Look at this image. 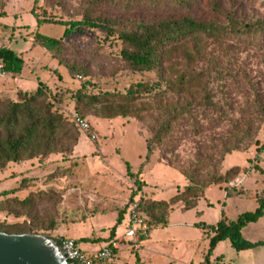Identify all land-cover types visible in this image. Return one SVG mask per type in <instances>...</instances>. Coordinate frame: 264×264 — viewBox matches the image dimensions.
Here are the masks:
<instances>
[{"label": "rangeland", "instance_id": "obj_1", "mask_svg": "<svg viewBox=\"0 0 264 264\" xmlns=\"http://www.w3.org/2000/svg\"><path fill=\"white\" fill-rule=\"evenodd\" d=\"M215 2L223 12H234L240 21L264 20V0H197L193 7L183 9L163 7L155 1L0 0V48L12 49L24 61L20 74L0 77V96L16 100L19 91L29 92L41 84L49 89L53 106L67 116L73 111L74 97L79 91L89 95L124 94L133 84L152 82L156 79L153 72L131 71L122 61L119 33L130 30L134 21L152 23L170 16L222 21L224 17L212 7ZM35 17L61 23L84 18L96 22L105 19L110 32L103 28L79 27L64 36L65 26L50 23L37 27ZM35 33L62 39L61 51L46 50L34 40ZM227 43L232 48L210 43L208 56L212 54L221 60L226 54L225 60L229 61L222 62L220 69L226 68L232 60V73L241 68L246 76L241 73L240 76L251 86L249 89L243 84L229 86L226 91L217 81L211 85L217 95L215 102L221 106L229 103L230 109L224 107L222 125L213 132L206 131V127L196 137L188 136L177 143L174 154L168 156L174 165L186 166L193 162L199 146L196 142L210 141L212 135L221 138L234 130L243 122L241 111L255 105V93L258 92L264 101V43L259 41L252 46ZM87 112L85 119L90 131L88 134L78 132L79 142L71 153L11 163L0 171V194L12 191L0 197V226L24 227L29 225V215H51L57 222L55 230L40 234L56 239H100L108 236L120 212L125 213L131 203L141 200L147 206L149 200L169 201L176 189L186 183L177 171L166 165L158 151L146 159L145 140L149 136L146 126L131 117L103 119L94 116L101 114L99 109L97 113L90 109ZM263 127L264 122L255 136L257 145L233 152L224 159L221 169L239 166L244 170L229 184L218 186L221 190L229 186L237 192L235 197L225 199L223 192L212 186L206 194L212 206H207L205 199H200L187 211H181L180 205L172 206L168 224L165 227L152 225L148 238L138 247L130 239L124 240L118 264H201L208 240L195 224L214 225L221 218V211L227 221H233L241 213L257 207L256 197L264 189V174L255 169L264 171ZM185 130L191 134L188 127ZM39 191L47 193V197L31 210L20 209L10 203L11 200L4 199L16 196L21 200ZM119 228L122 235L124 225ZM242 237L250 242L262 240L264 216L248 224L242 230ZM84 243H98L95 248L105 244L98 240ZM219 255L223 256L225 264H264L263 247L237 252L228 241H223L211 256L213 264L221 263L215 260ZM114 260L101 264H115Z\"/></svg>", "mask_w": 264, "mask_h": 264}, {"label": "trees", "instance_id": "obj_2", "mask_svg": "<svg viewBox=\"0 0 264 264\" xmlns=\"http://www.w3.org/2000/svg\"><path fill=\"white\" fill-rule=\"evenodd\" d=\"M134 1L144 3L155 1L160 6L178 9L191 8L197 3V0ZM212 7L224 17L222 21L219 18L203 21L188 16H170L163 21L152 23L134 21L130 30L119 33L118 37L123 46L121 59L129 70L139 73L153 72L156 79L152 82L133 84L124 94L89 95L79 91L74 97L73 112L86 122L85 116L89 114L87 110L97 113L99 109L101 114L94 116L103 119L131 117L146 126L149 132L145 140L146 159L158 151L166 165L177 171L186 181V185L178 188L169 201L149 200L147 206H144L141 200H136L139 212L150 218L149 220L147 217L150 229L153 228L152 225L165 227L168 224L172 206L180 205L181 211L191 210L197 201L204 198L207 188L232 182L244 170L239 166L221 169L225 157L258 144L255 136L264 122V101L257 92L255 105L241 111L243 122L238 123L234 130L228 131V135H222L221 138L212 135L210 141L196 142L199 146L193 162L186 166H177L168 158L174 154L178 147L177 143L183 139L188 136L196 137L203 133L206 127V131L213 132L222 125L224 107L230 109L228 107L230 105L225 102L221 106L215 102L217 95L211 87L215 81L226 91L229 86L237 87L243 84L248 89L251 86L249 81L243 80L240 76V73L246 76V72L241 68L232 73L230 68L233 65L232 60L226 64V68L220 69V64L229 60H225L226 54L221 60L212 54L208 56V45L226 44L228 49L232 48V45L227 42L239 46H252L259 41L264 43V20L252 23L240 21L234 12H223L216 2ZM35 20L37 27L50 23L65 26L64 36L73 28L79 27L103 28L110 32V28L104 23L105 19L96 22L84 18L81 21L66 23L40 20L37 17ZM34 40L50 52L61 51L62 39L35 33ZM205 65H208V68L205 69ZM23 66L24 61L20 54L8 47L0 48V73L18 75ZM48 91V88L38 84L32 91H19L16 100L0 96V171L11 163L29 161L51 154H69L77 146L80 132L77 124L71 119L70 114L65 116L53 106ZM215 113L219 116L214 117ZM186 127L190 129V135L188 130H185ZM209 142L213 143L207 145ZM260 151L257 150L258 153ZM255 169L264 174L261 168ZM223 191L225 198H232L237 194L229 186H224ZM10 193L12 191L4 192L0 197ZM46 197L47 193L39 191L21 200L16 196H6L4 199H8V202L11 200L10 203L20 209L31 210ZM256 204L257 207L253 211L241 213L233 221H227L224 212L221 211V218L214 225L195 224L208 240L201 264H212L213 251L223 241H228L237 252L264 248V237L256 242H250L242 237V230L248 224L256 223L264 216V189L257 195ZM126 211L127 208L125 213ZM125 213L120 212L105 239L74 240L79 244L97 240L104 242L111 248L112 260L117 252L112 249V242L117 229L125 219ZM28 218L30 220L28 226H0V232L40 234L52 232L57 226L55 218L51 215L39 217L34 214ZM61 239L73 238H60L57 239L58 243ZM215 260L221 261L218 264H225L222 262V256L216 257Z\"/></svg>", "mask_w": 264, "mask_h": 264}, {"label": "built area", "instance_id": "obj_3", "mask_svg": "<svg viewBox=\"0 0 264 264\" xmlns=\"http://www.w3.org/2000/svg\"><path fill=\"white\" fill-rule=\"evenodd\" d=\"M80 79V77H78ZM71 119L77 124L79 130L83 134H88L89 124L83 120L77 113H70ZM94 139V136H91ZM124 225V233L112 242V249L117 250L120 243L125 239H130L131 242L137 245L148 238L150 233L149 222L147 217L139 212L137 203L133 202L129 205L126 211ZM67 260L68 264H99L109 261L112 258L111 248L106 244L102 248L92 253H86L82 250L80 244L74 239H61L59 242Z\"/></svg>", "mask_w": 264, "mask_h": 264}, {"label": "water", "instance_id": "obj_4", "mask_svg": "<svg viewBox=\"0 0 264 264\" xmlns=\"http://www.w3.org/2000/svg\"><path fill=\"white\" fill-rule=\"evenodd\" d=\"M56 237L0 232V264H68Z\"/></svg>", "mask_w": 264, "mask_h": 264}, {"label": "crops", "instance_id": "obj_5", "mask_svg": "<svg viewBox=\"0 0 264 264\" xmlns=\"http://www.w3.org/2000/svg\"><path fill=\"white\" fill-rule=\"evenodd\" d=\"M0 77H6V74H0ZM186 182V181H185ZM186 185V183L183 185V186H185ZM183 186H180V188H182ZM178 187V186H177ZM176 187V188H177ZM215 187H217L218 188V190H220V191H222L223 192V195H224V198H225V192L223 191V190H221L218 186H215ZM212 187H209V188H207L206 190H205V194H204V198H202V199H205V201H206V205L207 206H212L213 204L210 202V200H207V198H206V194H207V192L211 189ZM177 190V189H176ZM176 193V192H175ZM225 199H228V198H225ZM225 204V202H222V204ZM125 215H126V213H125ZM125 217V216H124ZM123 217V218H124ZM123 220H125V219H123ZM210 225H213V224H210ZM120 229V228H119ZM119 229L116 231V234H115V240L117 239V238H119V236H120V234H119ZM108 233V232H107ZM104 235H106V234H104ZM107 236H101V238L100 239H105ZM205 238H206V236H205ZM98 239V238H97ZM123 243V242H122ZM122 243H120L119 244V246H118V249H117V252H116V255H115V264H118V262H117V259H118V256H119V254H120V245H122ZM221 243V242H220ZM98 244V243H97ZM97 244H94V245H90V244H88V243H80V246H81V248H82V250H84L86 253H92V252H94V251H97V250H99L100 248H102L105 244H103V243H101V246L100 247H98V248H95V246L97 245ZM219 245V244H218ZM217 245V246H218ZM217 246H216V248H217ZM215 248V249H216ZM214 252V251H213ZM219 256H222V255H219ZM218 257V256H217ZM213 259L211 258V262H212V264H213ZM222 261H223V256H222ZM140 264H141V262H140Z\"/></svg>", "mask_w": 264, "mask_h": 264}]
</instances>
